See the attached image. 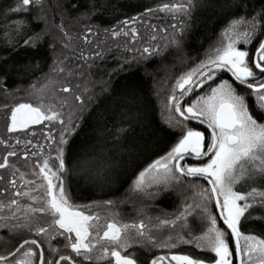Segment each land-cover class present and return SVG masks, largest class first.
<instances>
[{
    "label": "snow or ice",
    "instance_id": "obj_1",
    "mask_svg": "<svg viewBox=\"0 0 264 264\" xmlns=\"http://www.w3.org/2000/svg\"><path fill=\"white\" fill-rule=\"evenodd\" d=\"M30 6L37 10L33 22L44 23V27L23 40V46L35 48L51 34L44 0H18L10 11L23 14L29 11ZM195 8L194 0H186L165 3L157 9L172 13L174 19L180 20L179 26L172 25L178 31L169 41L178 50L182 49L187 21L191 19ZM152 11L154 10L148 9V12ZM122 23L125 26L129 24L128 21ZM27 24L25 19L15 25V35L6 41L9 47L15 49L16 45L12 41L21 35ZM55 27L63 36V48H70L74 38L65 29L63 17ZM85 28V34L79 39L91 43L89 37L99 35V31L94 32L87 26ZM104 31L113 38L121 35L128 37L131 33V43L138 36L134 27L130 29V33L123 28L120 31ZM222 35L224 39L220 46L215 47L205 61L175 79L165 110L169 113L168 123L174 128L176 137L163 155L134 174L129 186L131 193L152 198L153 192L150 189L179 184L188 177L203 179L208 187L200 190L202 204L197 207H200L202 218L207 222L206 230L191 239L179 234L174 237L168 233V229H176L178 222L187 221L188 215H191V204H187L174 218H156L154 228L166 235V239L161 240L154 235L153 227L149 226L151 218L148 223L143 219L123 223L115 219L117 213L102 218L98 213L92 212V205L73 202L65 185V178L71 171L65 162V149L79 128L84 112L95 102L96 94L85 87L84 93H89L86 103L83 94L73 92L68 82V77L73 73L65 65L67 57H57L51 69L55 75L46 76L47 82L39 89L35 84L31 87L40 93L41 100L53 93L69 95H52L47 104L39 103L36 106L32 103H18L6 113V130L11 133H22L32 125L48 122L46 126L49 131L45 138L50 144L46 148L44 145H33L31 139L24 141L26 150L21 153L20 158L27 161L29 156L38 157L34 161V178L25 179V173L15 164L9 163V157L18 155L14 146L0 139V144L9 149L0 159V169H11L14 178L9 184L15 190L6 203L0 202V211L7 209L9 212L7 216H0V220L5 221V228L22 229L35 237L22 238L13 251L0 255V264H76L72 255L60 254V249L52 245V241L58 237L64 238L65 249L70 248L76 257L90 262L110 260L113 264H137L132 254H123L133 245L171 250L184 244L214 254L211 264H264V234L241 230L242 220L247 219L246 214L253 215L250 209H255L257 203L264 208V192L255 187L248 192L236 190L241 182L264 180V13L258 12L251 18L240 16L231 19ZM254 38H257L256 47L254 55L250 56L244 46L251 45ZM150 39L156 40L157 36L152 35ZM51 46L54 48L55 44ZM154 53L161 54V48L143 47L141 56L150 58ZM96 55L101 53L97 51ZM80 56L85 61L93 59L91 54L85 56L82 51ZM224 72L231 74L232 83L225 79L218 81L215 86L209 83L216 81L217 75ZM61 76L63 79H60ZM205 84H208V89L200 94L198 90L203 89ZM234 85L241 86L242 90L238 91ZM76 87L80 88L81 85L77 84ZM194 93V98L185 103V98ZM4 107L7 109L8 105L5 104ZM190 121L205 125L208 134L189 127ZM53 127H58V135L51 131ZM15 143L19 145L20 139L17 138ZM29 145L35 147L36 151L28 149ZM52 152H55L54 156ZM188 158L198 163L190 164ZM17 176L22 181L19 185L15 178ZM2 180L4 177L0 176V181ZM4 191L7 192L8 189L5 188ZM104 203L107 206L113 204L111 200ZM209 205H214L219 210L216 215L209 211ZM217 215L224 227L218 224ZM44 218H47L46 223L42 222ZM102 219L103 225L100 224ZM261 219L264 221V216ZM9 221L14 223L10 224ZM44 243L48 245L49 259L45 258V248L42 246ZM150 264L208 262L199 256L170 254L155 256Z\"/></svg>",
    "mask_w": 264,
    "mask_h": 264
},
{
    "label": "trees",
    "instance_id": "obj_2",
    "mask_svg": "<svg viewBox=\"0 0 264 264\" xmlns=\"http://www.w3.org/2000/svg\"><path fill=\"white\" fill-rule=\"evenodd\" d=\"M177 1L182 0H44L51 34L32 48L23 46V40L44 27L43 21L33 22L37 10L30 6L28 12L17 14L10 9L17 5L18 0H0V139L13 145L18 153L16 157H9V163L15 164L21 172H33L34 161L38 157L29 156L27 161L20 158L26 150L24 141L31 139L33 145H44L46 148L50 144L45 138L49 131L46 126L48 122L32 125L22 133H11L6 130V113L18 103H32L36 106L39 103L47 104L52 95H69L53 93L41 100L40 93L31 87L35 84L37 89L41 88L47 82L46 76L55 75L51 72L54 59L67 57L65 65L73 73L68 77L73 92L83 94L86 99L89 93H84V88L88 87L96 94L95 102L84 112L79 128L65 149V162L71 168L65 178V185L73 202L92 205V212L99 215L104 213L103 208L108 207L133 216L139 209L142 210L141 215L147 209L154 214L178 211L181 203L190 197L188 184L184 181L157 189L160 193L155 199L149 198L151 201L129 191L134 174L163 155L176 137L174 128L163 115L160 90L182 64L204 55L231 19L240 16L251 18L258 12L264 13V0H194L196 8L187 21L182 49L170 48L159 55L135 60L131 50L140 41L136 39L134 44L130 42V23L135 24L146 14L149 15L151 12L148 9L158 13L160 11L157 9L163 4ZM61 17L65 29L74 38L68 49L63 48V36L55 27L61 22ZM25 19L28 24L22 29L21 35L12 41L16 45L15 49L9 47L6 41L15 35V25ZM122 21H128L129 24L125 26ZM85 26L94 32L99 31V35L89 37L91 43L79 39L86 32ZM122 28L129 31L128 37L121 35L113 38L104 31H120ZM256 39L251 45L244 46L250 56L254 55ZM52 44H55L54 48ZM81 51L85 56L91 54L93 59L85 61L80 56ZM97 51L101 55H96ZM77 84L81 87L77 88ZM194 96L195 93L188 102ZM5 104L8 105L7 109ZM189 127L193 126L189 123ZM51 131L55 135L59 134L58 127H53ZM17 138L21 141L19 145L15 143ZM27 148L36 151L32 145ZM8 150L0 144V159ZM0 176L4 177L0 181V200L6 203L15 191L9 184L14 177L11 169H0ZM15 178L17 183L22 182L19 176ZM252 187L264 191V180L243 183L239 190L249 191ZM108 200L113 202L111 206L105 205L104 202ZM213 208L216 213L214 205ZM250 211L253 215L246 214L247 219L242 220L241 230L264 234V221L261 219L264 208L257 205ZM8 213L5 209L0 211V216ZM4 223V220H0V255L13 251L25 232L22 229L5 228ZM219 224L224 227L220 221ZM185 251L206 261H211L213 256L212 253L197 250Z\"/></svg>",
    "mask_w": 264,
    "mask_h": 264
},
{
    "label": "rangeland",
    "instance_id": "obj_3",
    "mask_svg": "<svg viewBox=\"0 0 264 264\" xmlns=\"http://www.w3.org/2000/svg\"><path fill=\"white\" fill-rule=\"evenodd\" d=\"M178 2H186V0L177 1L175 3H178ZM166 16H168V19H167ZM163 17H166V18H163ZM140 19L141 20L138 21L137 23H135V22H134L135 24L130 23L131 25L128 26V30L129 31L133 27L136 28L137 33H138V36H137L136 39H138V41H140L139 44H135L134 47H133L134 49L131 50V52H133V57L135 58V60H137L139 58H142L141 52H142L143 47H156V46H159L161 48V53L163 51H165L166 49L175 48V45L170 44L169 41L173 38V36L178 31V28H173L172 25L179 26L180 20L179 19H174L172 13H161V11L158 12V13L157 12H151L149 15L146 14V16H143ZM156 20H158L157 23H154V21H156ZM143 22H145V23H143ZM165 29L167 31H165ZM223 31L224 30H222L220 32V34L218 36V39L205 52L204 55H202L200 58H197V59H195L193 61L188 60L184 64H182L180 66V68L177 71H175L174 75L171 78L167 79V81H166V83L164 85V88L162 87V89L160 90V95H161L160 96V101L163 104L162 110L164 111V114L163 115L165 116V118L167 119V121L169 120V116L167 114L168 112L165 110V102H167V97H168L169 93L171 92L172 88L174 87V81H175V79L179 75H181V74H183V73L191 70L192 68H195L202 61H205L208 58L209 54L213 51V49L215 47H217V46H220L221 42L224 39L223 38V35H222L223 34ZM152 35H156L157 36V39L156 40H151L150 37ZM137 49H139V51H137ZM153 55H155V53ZM133 57H132V59H133ZM217 82L218 81H213L210 84H212L213 86H215V84ZM206 88H207V86L205 88L201 89L199 91V93L200 94H203L205 92ZM168 89H169V91H168ZM165 90H166V95H164ZM189 98L190 97H188V99L185 101V103L188 102ZM163 101H165V102H163ZM22 172L25 173V179H32V178H34L32 176V172H29L28 173V172L23 171V170H22ZM21 183L22 182L17 183V184L19 185ZM243 183H245V182H241V184H238L236 186V190L237 191H242V192H248V191L239 190V186L242 185ZM162 187H164V186H159V187L150 189V191L153 192V196H152L151 199H155V197L157 196V194L160 193L159 192L160 190H157V189H161ZM207 187L208 186L206 185V188ZM188 188L190 190V197L188 199L186 198L181 203V205L179 206V210L176 211L175 213L172 212L170 214L169 213H167V214H163V213H158L157 214V213H155L154 214V213L148 211V209L147 210L144 209L145 210V214L143 213L144 215L143 214L141 215L142 210L140 211V209H139L138 213L134 214L135 216H133V215L127 214L125 212L121 213L116 208L108 207V208H103V210H104L103 212L104 213L100 214V216L102 218L105 217V216L111 217L113 213H117L118 215L115 216V219H117L118 221H120L122 217H127V218L130 219L129 220L130 223L137 222V221H139L141 219L145 220V222L148 223L149 222V218H151V223H150L149 226L150 227H153L154 235H156L158 238L166 239V235H165V233L163 231H157L154 228V225L156 224V218L157 217L169 218V219L174 218V216L177 215V214H179V212L182 211L187 204H191L192 205V208L190 209L191 215H188L187 221L186 222H178L177 223V227L174 230L173 229H168L167 230L168 233L169 234H172L174 237L177 234H179V235L184 236L186 239H191L194 236L200 235L204 230H206V228H207L208 225H207L206 220L202 218V214H201L200 207H197V205H201L202 204L201 197L199 196V192H200V190L202 188H200L198 185H194V184H190V185L188 184ZM255 188L258 191H260V192H264V191H262V189L260 190L258 187H255ZM139 196H140V198L143 197L144 199H146L148 201H151L147 196H141V195H139ZM0 202H1V200H0ZM22 202H26V201H23L22 200ZM257 205H259V204L257 203ZM208 208H209V211L213 215H216L217 214V212L215 213V211H214L213 205H209ZM6 211H8V210L6 209ZM216 211H217V209H216ZM7 215H9V213ZM102 221L104 222L103 219H102ZM217 222L219 224L218 216H217ZM123 223H125V222H123ZM126 223H128V222H126ZM182 246H184V244H180L176 248H180ZM186 246H188L187 248L189 250L201 251V250L195 248L193 245H186ZM201 252H203V251H201Z\"/></svg>",
    "mask_w": 264,
    "mask_h": 264
},
{
    "label": "flooded vegetation",
    "instance_id": "obj_4",
    "mask_svg": "<svg viewBox=\"0 0 264 264\" xmlns=\"http://www.w3.org/2000/svg\"><path fill=\"white\" fill-rule=\"evenodd\" d=\"M256 71H258V70H256ZM221 79L229 80L230 83L233 82V78L231 77V74L227 73V72L220 73V74L217 75L216 81H220ZM211 82H213V81H211ZM211 82H209V83H211ZM207 85L208 84H205L204 88ZM234 86L237 87L238 91L242 90L241 86H239V85H234ZM200 90L201 89H199L198 91H200ZM189 123L193 126V128L201 130V131H205L206 135L208 134V130H206V126L201 125V124H197V123H194V122H189ZM188 162L190 164H197L198 163L197 161L193 160L192 158H188ZM182 181L186 182L189 185L190 184L198 185L200 188H206V185H207V183L201 178L188 177V178H185ZM218 219L222 223L221 218L219 216H218ZM129 220H130L129 218L123 217L121 219V222L130 223ZM44 221H47V218H44V220L42 222L44 223ZM102 222L103 221L101 220L100 221L101 225H103V223H104V222L103 223ZM22 238L32 239V238H35V237L32 236L27 231H25L24 234L19 239H21V241H22ZM41 239H43V238H41ZM159 239L163 240V238H159ZM65 243L66 242L64 241L63 237H58L56 240L52 241V245L54 247H57V248L60 249V254L72 255L73 259L76 261V264H113V262L110 261V260H103V261L94 260V261H91V262L90 261H84L81 257H76L75 254L71 252L70 248L69 249H65L64 248V244ZM42 246L45 248V258L49 259L50 257H49L48 251H47V248H48L47 243H44ZM187 247L188 246L184 245V246H182L180 248H174V249L169 250V249H166V248H155V247H151V246H149V247H140V246H137V245H133L132 248L128 249V252H125L123 254L124 255L132 254L133 258L136 259L137 264H150L151 260L155 256H158V255L189 254L188 252L185 251L186 249H188ZM208 262H211V261H208Z\"/></svg>",
    "mask_w": 264,
    "mask_h": 264
},
{
    "label": "water",
    "instance_id": "obj_5",
    "mask_svg": "<svg viewBox=\"0 0 264 264\" xmlns=\"http://www.w3.org/2000/svg\"><path fill=\"white\" fill-rule=\"evenodd\" d=\"M187 99H188V97H186V98H185V101H186ZM185 101H184V102H185ZM190 122H194V123H197V124H199V123H198V122H196V121H190ZM204 126H205V125H204ZM218 211H219V210L217 209V212H218ZM208 264H211V262H208Z\"/></svg>",
    "mask_w": 264,
    "mask_h": 264
}]
</instances>
